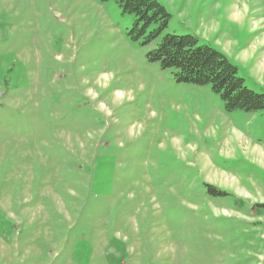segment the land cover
I'll use <instances>...</instances> for the list:
<instances>
[{
  "label": "rangeland",
  "instance_id": "rangeland-1",
  "mask_svg": "<svg viewBox=\"0 0 264 264\" xmlns=\"http://www.w3.org/2000/svg\"><path fill=\"white\" fill-rule=\"evenodd\" d=\"M264 92V0H155ZM115 0H0V264H264V110L132 40Z\"/></svg>",
  "mask_w": 264,
  "mask_h": 264
},
{
  "label": "trees",
  "instance_id": "trees-1",
  "mask_svg": "<svg viewBox=\"0 0 264 264\" xmlns=\"http://www.w3.org/2000/svg\"><path fill=\"white\" fill-rule=\"evenodd\" d=\"M122 13L133 16L128 36L142 44L154 43L148 58L161 68H174L177 82L208 84L226 110H264V92L245 86L237 67L220 51L198 44L189 34L165 33L170 15L155 0H115Z\"/></svg>",
  "mask_w": 264,
  "mask_h": 264
}]
</instances>
